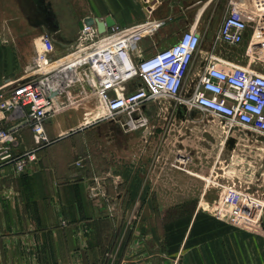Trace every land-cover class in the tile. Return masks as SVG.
<instances>
[{
  "label": "crops",
  "instance_id": "obj_1",
  "mask_svg": "<svg viewBox=\"0 0 264 264\" xmlns=\"http://www.w3.org/2000/svg\"><path fill=\"white\" fill-rule=\"evenodd\" d=\"M230 1L0 0V92L29 78L45 33L54 36L60 57L89 17H111L121 27L163 21L154 35L177 41L196 28L205 52L211 44L203 43L216 37ZM233 48L241 53H226L229 60L264 74L253 22ZM78 98L47 120L53 142L26 173L0 167V264H264L260 222L250 226L257 231L250 236L243 223L229 225L223 216L243 211L217 205L223 191L212 188L251 179L256 170L264 174L262 137L201 123L178 128L177 119H196L191 111L160 114L149 107L146 125L126 131L101 119L105 110L95 95ZM24 122L0 111V127L18 129V152L34 146ZM184 135L196 150L182 162L173 146Z\"/></svg>",
  "mask_w": 264,
  "mask_h": 264
},
{
  "label": "built area",
  "instance_id": "obj_2",
  "mask_svg": "<svg viewBox=\"0 0 264 264\" xmlns=\"http://www.w3.org/2000/svg\"><path fill=\"white\" fill-rule=\"evenodd\" d=\"M250 22L264 51V0H231L205 52L202 34L192 28L152 55L137 53L141 40L154 35L163 21L114 24L104 33L96 23L84 24L71 51L60 57L54 55L52 35L45 33L29 78L9 93L0 92V111L25 121L34 146L18 152V129L0 127V167L13 165L17 174L26 173L37 152L53 142L45 128L47 120L74 107L80 94L95 95L105 110L101 119L118 122L126 131L146 125L148 105H156L163 114L165 106L176 102L218 119L225 131L239 128L264 139V74L226 56L227 47L244 41ZM200 54L202 62L194 69Z\"/></svg>",
  "mask_w": 264,
  "mask_h": 264
},
{
  "label": "rangeland",
  "instance_id": "obj_3",
  "mask_svg": "<svg viewBox=\"0 0 264 264\" xmlns=\"http://www.w3.org/2000/svg\"><path fill=\"white\" fill-rule=\"evenodd\" d=\"M224 17V16H223ZM222 17V19H223ZM221 19V20H222ZM168 33V32H167ZM76 40V39H75ZM176 40H173L170 37H159L158 35L154 36H148L147 38H144L139 43V49L137 53L143 56L152 55L155 52L168 47L175 43ZM213 42L212 38H208L204 41L203 45L206 47ZM203 47V46H202ZM226 52L229 55L235 56L237 53H241V48H231L227 47ZM252 55V54H251ZM255 55V54H254ZM250 58V56H249ZM240 64V63H237ZM256 69V68H255ZM258 72H262L260 69H256ZM135 84H139V81L136 80ZM131 89H133V85L131 86ZM176 102H172V107L165 106L163 108L164 114L180 110L181 112L188 111L187 107L185 106H176ZM149 109H153L154 111L158 112V108L156 105L151 104L148 105ZM194 121L187 120L184 118L177 119L176 126L179 128L180 125H185L187 127H195L199 126L201 124H206L208 126L212 127H221L223 124L216 118H213L209 116L208 114H205L199 110L192 109L191 110ZM120 121H123V117L120 118ZM115 122V121H113ZM116 125H119L123 128V126L115 122ZM178 130H181L178 129ZM187 136H181L180 140L174 142V149H179L180 157L179 160L182 162H185V160H188L191 155L194 154L195 148H194V141L192 139H187ZM264 141V139H263ZM169 144H172L169 142ZM260 155L258 157L261 159L263 158V151H259ZM213 190L223 191V194L221 197H217L215 200V203L217 205H224L228 206L230 209H237L239 211H243L242 213H228L227 215H224L226 222L229 223V225L232 226H239L243 223V229L245 232V236H250L252 233H257L256 229L253 230L250 228L252 224H257L260 222L261 230H259V233H261L262 236H264V230L262 228L263 221H264V204L258 203L253 199L260 200L261 202H264V174L261 175L260 170H256L251 177V179L248 178V176L245 175L243 181L241 182H213L212 183ZM231 188V189H230ZM236 190L239 193H236ZM167 215H165L166 217ZM170 216H177V215H170ZM179 216V215H178ZM182 216V215H180ZM240 222V223H239ZM240 227V226H239Z\"/></svg>",
  "mask_w": 264,
  "mask_h": 264
},
{
  "label": "water",
  "instance_id": "obj_4",
  "mask_svg": "<svg viewBox=\"0 0 264 264\" xmlns=\"http://www.w3.org/2000/svg\"><path fill=\"white\" fill-rule=\"evenodd\" d=\"M94 23L97 24L100 33H104L106 31L107 27H110V26L115 24V22L113 21V19L111 17H108L105 20H100L98 18L95 19L93 17H89V18L85 19L84 21L80 22V24H79L80 25V29L83 28L84 24L92 25ZM52 37H54V36H52ZM55 38L59 40V36L58 35H55Z\"/></svg>",
  "mask_w": 264,
  "mask_h": 264
},
{
  "label": "flooded vegetation",
  "instance_id": "obj_5",
  "mask_svg": "<svg viewBox=\"0 0 264 264\" xmlns=\"http://www.w3.org/2000/svg\"><path fill=\"white\" fill-rule=\"evenodd\" d=\"M42 3V0H39Z\"/></svg>",
  "mask_w": 264,
  "mask_h": 264
},
{
  "label": "bare ground",
  "instance_id": "obj_6",
  "mask_svg": "<svg viewBox=\"0 0 264 264\" xmlns=\"http://www.w3.org/2000/svg\"><path fill=\"white\" fill-rule=\"evenodd\" d=\"M231 174V173H230ZM233 174V173H232Z\"/></svg>",
  "mask_w": 264,
  "mask_h": 264
}]
</instances>
